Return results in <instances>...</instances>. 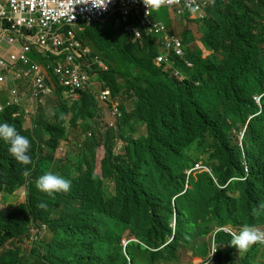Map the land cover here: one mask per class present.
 Segmentation results:
<instances>
[{"label":"trees","instance_id":"trees-1","mask_svg":"<svg viewBox=\"0 0 264 264\" xmlns=\"http://www.w3.org/2000/svg\"><path fill=\"white\" fill-rule=\"evenodd\" d=\"M206 15L198 21L204 49L193 32L183 33L186 59L194 67L174 57L184 80L155 62L163 51L157 35L145 33L143 42L135 40L114 17L79 32L83 45L109 65L99 78L116 97L126 95L134 105L128 111L122 103L118 129L124 153L95 138L92 145L105 149L101 172L67 170L62 176L71 181L68 192L49 195L35 183L46 172L57 174L52 166L67 140L68 122L87 124L99 114L95 95L79 89V98L68 101L66 88L46 67L56 87L40 111L28 113L15 105L0 114V123L14 125L30 139L32 158L27 166L18 163L9 144L0 140V194L27 190L23 203L7 215L0 213V264H128L126 254L140 264H179L192 257L207 259L217 227L264 223V210L253 214L264 204V0H217ZM31 56L41 65L58 58ZM20 86L31 99V85ZM254 96H262L261 110ZM0 101L6 104L8 98ZM50 106H55L51 114ZM28 119L39 130L27 129ZM139 122L146 130L135 137ZM42 132L49 134L45 153ZM198 162L212 174L188 176ZM26 169L29 175L23 174ZM41 224L47 225L50 240L32 239L30 251L7 246L31 238ZM132 238L137 241L123 244ZM228 240L223 232L217 235L220 245ZM231 251L220 248L212 264H264V258L258 263L264 244L252 247L241 261H233Z\"/></svg>","mask_w":264,"mask_h":264},{"label":"built area","instance_id":"built-area-1","mask_svg":"<svg viewBox=\"0 0 264 264\" xmlns=\"http://www.w3.org/2000/svg\"><path fill=\"white\" fill-rule=\"evenodd\" d=\"M212 1L166 0L164 4L180 14H185L188 8L202 13ZM94 3L98 7L91 2L85 4L83 0H5V3L0 0V39L16 50L11 61L0 58V95L10 91V105H22L27 112L35 111L53 90L43 75V68L30 58L32 46L36 45L45 52H67L66 62L59 61L55 71L64 85L76 90L94 83L91 72L85 68L92 67L86 58L91 50L78 38L77 29L84 28V24L114 17L116 25L125 26L126 31L136 34L138 38L142 37V29L146 27L157 32L166 29L153 21L154 8H150V15H146L143 0H94ZM165 48L175 50L180 56L185 55L183 41L177 36H167ZM168 59V55L161 54L157 61ZM100 64L109 69L104 62ZM22 79L31 81V99L26 91L18 88V82ZM109 94L110 89H104L102 97L107 98ZM0 109L3 111L4 107L0 105Z\"/></svg>","mask_w":264,"mask_h":264},{"label":"clouds","instance_id":"clouds-1","mask_svg":"<svg viewBox=\"0 0 264 264\" xmlns=\"http://www.w3.org/2000/svg\"><path fill=\"white\" fill-rule=\"evenodd\" d=\"M89 2H91L94 7H98L94 3V0H83V3H85V4H87ZM107 2H109V0H107ZM165 2H166V0H143V4L145 5V7L147 9L146 15H150V13H149V9L150 8H154L155 9V8H159L161 6H168V5L164 4ZM216 2H217V0H213L210 3L209 6L204 8V11L202 13H195L193 11V9L188 8V9H186V13L185 14H180V13L177 12L176 9H174V8H171V9L175 10L179 16L184 18L185 25L188 26L186 29H189V31L193 32L192 27H190L189 23L190 22H192V23L197 22L198 23V21L202 20L204 18V15L207 14V9L210 8L211 6H213ZM104 7H106V6H104ZM154 9H153V11H154ZM152 18H153V21L155 23H160V24L164 25L166 27V29L161 31V32H157L155 29L151 30L150 27L143 28L142 29L143 30V34H142V37H140V38H138L136 36V34H134V33H130L128 31L127 32L130 33L134 37L135 40H140L142 42H143V39L145 37V33L157 35L158 36L157 44L163 50L159 55H161V54L168 55L169 59L165 60V61H162V62H158L157 61V58L159 56L158 55L155 58V62L157 64H159V65H164L165 64L166 65L165 69H173V74L178 79H180V80L186 79L185 74L181 73L178 69L175 68V66H176L175 65L176 58H174V57H179V59L184 60L189 68H193L194 67V64L190 60L186 59V57H187V51L186 50L187 49H186V46H185V43H184V39H183L184 31H183L182 36H181L174 29L175 27L173 25L171 27V26H168L166 23H162L159 20H156L154 18L153 14H152ZM106 20H108V19H106ZM100 21H105V20H100ZM85 25H91V24H84V28L77 29L78 34H79L80 31L85 29ZM120 26H123V25H120ZM120 26H118V27H120ZM124 28H125V26H124ZM0 30H1V23H0ZM193 34H194V32H193ZM167 36H177V37L182 39L183 45H184V51H185V55L184 56H180L179 54H177V52L175 50L169 51L168 49L165 48V43L167 42ZM202 36H203V33H202ZM78 38H79V36H78ZM197 41H196V43H197ZM200 42H201V45H199V46L204 49V46H203V43H202V37H201ZM85 47H88L91 50L90 52H88L86 54V58H87V60L90 63H92V67L85 66V68H87L89 70V72H91V74H92L91 81L94 82L92 85H90V86H88L86 88H89V89L92 90V94L95 95V97H96V99H97V101L99 103L100 109H102L104 107L103 103H107L109 105L110 112H111L112 117L114 118V121L104 124V126L107 128V130L114 129L113 127L114 126L116 127V122L118 120H119V122H118V126L117 127L119 128L120 121L122 120V110H121L122 109V103L119 100V96L116 97L113 94L112 88L110 86H108L102 79L99 78L100 71L109 70V69H105L103 66H101L100 62H104L108 67H109V65L104 60H102L101 57L98 54L97 55L95 54L93 48H91L89 45L85 46ZM35 52L36 53H40V54L43 53L44 55L48 56L49 58H52V56H56L58 58L55 59L52 63H50L48 65H41L40 62H38L37 60L33 59V57L31 56L32 53H35ZM206 54L208 55V53H206ZM30 58H32V60L35 63L39 64L43 68V75L46 77V80H47L48 83H49V80L47 78L46 67L53 71L54 75L56 76V78H57V80H58V82L60 84V86L66 88V90L64 92V96L66 98H69L71 96H76L77 98H79V96H80L79 89H84L85 90V88H78L76 90H73L72 87L64 85L60 81V77L56 74L55 66L58 64L59 61L66 62V60H67V52H63L61 54H57V53L50 52V51L49 52L40 51L37 48V46L35 45V46H32V51L30 53ZM97 58L99 59V61H96ZM190 64H192V65H190ZM95 73H96V75H94ZM22 83L23 84L29 83L31 85V89H32V84H31L30 80L22 79V80H20L18 82V88H20L21 90H22V88H21L20 84H22ZM50 83H51V85L53 87V90H52L51 93H53L55 91L54 88L56 86H55V84L53 82H50ZM96 85H99V90L98 91L94 89V86H96ZM104 89H110L109 96L112 95L111 99H109L108 97L107 98H103L102 97ZM262 96H256V97H258V99H256L255 102L256 103L258 101L261 102ZM2 97H7L8 101H7L6 104H2L1 101H0V105L4 107L3 111H2V109H0V111H2V112H0V114H3L8 108H11V107L15 106V105H10L9 104L11 102L10 101V97H11L10 91H6L5 93L1 94L0 95V100H1ZM46 98H47V96L45 97L44 101L46 100ZM44 101L39 104L38 109L35 110L36 113H38V111H40V108L43 106ZM24 109H26V108H24ZM32 111H34V110H32ZM28 113H30V112H28ZM16 116H19V115L16 114ZM139 123H141V122H139ZM25 124L31 125L27 129L39 130L37 126H35V125H33V123H31L30 119H28V121L25 122ZM68 129H67L66 139H68ZM244 131H243V133L241 135V139L243 138ZM113 132H115V130ZM92 136H93V134L89 133L84 139V142L86 141L84 146L80 144V147L82 146V149L79 152H81L82 155L80 156V160H78L77 162H75V163L71 162L72 160L70 158L68 150L65 153V157H60V154H58L55 157L57 163H61L62 159H64L62 163L65 164L66 170L63 173V175L67 173V170L77 171L78 173L82 172V174L88 173L89 171H92V174H94V173L97 174V172H101L102 161H103V159L105 157V149H104V147L102 145L99 146V147H96V145L93 146L92 143H93L95 138L94 137L92 139L88 138V137H92ZM41 138H42L41 139L42 151H43V153H45L46 150L44 148L46 146L45 147L43 146V142H44L45 139H47V141H48L49 134L47 133V137L45 139H43L42 135H41ZM0 140H3V141H5V142H7L9 144L8 151L10 152V154L14 157V159L18 163H20L22 165H25V166L31 164L32 158L28 154L30 149H31V141H30V139L28 137H26L24 135H21L16 130L14 125H11V124H9L7 122L0 123ZM62 142L67 143V140L62 141ZM61 143H60V146H61ZM124 143H125V141H124ZM60 146H59L58 150L60 149ZM123 147H124V144H123ZM99 148H103V150H104V155L100 159V161L98 160L99 156L98 155L96 156V150L99 149ZM58 150H57V152H58ZM86 151H90V154H91L90 157H87V155L85 154ZM120 155H122V154H120ZM95 157H97L96 164L94 162ZM98 162H99V166H97ZM69 164H70L71 167L67 166ZM79 164H82V168L79 167ZM98 169H99V171H98ZM197 172H207L209 174H212L211 168L204 166V164L202 162L201 163L198 162L197 164H195L193 169L187 171V175L190 176L192 173L195 174ZM78 173H77V175H78ZM23 174L24 175H29L30 173L26 169ZM35 187L39 191L51 195V194L57 193V192H68L70 190V188H71V181L66 179V177L62 176V174H59V173L54 174L52 172H46L43 175H41L40 177H38V179L36 180V183H35ZM113 191H114V188L112 187L111 188V192H113ZM15 192H14V194H15ZM21 192H22L23 196H25V194H27L24 189H22ZM1 194L8 195L6 193H1ZM25 199H26V196H25ZM39 206L40 207H46V205H44V204H41ZM15 207H16V205H14L13 209ZM261 210H264V204H261L258 208L253 209V214L254 215H259ZM32 230H33V233L31 234V238H30L31 242H32V239L38 238L44 232L47 233V235L45 237L49 236V230L47 229V225L46 224H41L40 227H35ZM220 232H223V233H225V234H227L229 236L228 242H225L222 245H220L217 242V235ZM45 237L40 236L41 239H43ZM24 239H19V240H14L12 242H9V243H7V246L17 245L19 247H22V246L19 245V242H22ZM133 241H137V240H135L134 238H132L130 240H126L125 239V240H123V244L125 246H127L130 242H133ZM209 241H210L211 249H210V254H209L208 258L207 259H203L201 257H197L198 259H196L195 257H192L191 258L192 259V263L191 264H209V263H214L215 262L214 261L215 254L218 252V250L220 248H225V247H229V248H231L232 250H234L237 253V255H238V259L237 260L238 261L243 260L246 257V255L248 254V251L252 248V245H254V244L263 245L264 244V223L263 224L240 223V224H235V225L227 224V225H224V226H221V227H217L212 232V235L209 238ZM262 258H264V256H261V258L258 261V263H260ZM196 260H198V261H196ZM207 260L209 262H207ZM135 264H140V263L138 262V260H135Z\"/></svg>","mask_w":264,"mask_h":264},{"label":"rangeland","instance_id":"rangeland-1","mask_svg":"<svg viewBox=\"0 0 264 264\" xmlns=\"http://www.w3.org/2000/svg\"><path fill=\"white\" fill-rule=\"evenodd\" d=\"M153 16L156 20H159L162 23H166L168 26L173 25L175 27L174 29L181 36H182L183 31L188 27L187 25H185L184 18L179 16L175 10H172L168 6H161L159 8H155L153 11ZM206 16L207 15L205 14L204 18ZM0 23H1V19H0ZM189 25H190V27H192V30H193V32H194V34L198 40L196 44L201 45L200 40L202 37V32L200 30V25L197 22H194V23L190 22ZM15 53H16V50L13 47H11L5 40L0 39V58H3L7 61H11V57ZM94 89L98 91L99 85L94 86ZM85 90L92 93V90L89 88H85ZM108 98L111 99L112 95L108 96ZM67 99H68V101L74 102V100H76L77 97L71 96ZM119 100L121 101V103H124L126 105V109L128 111L133 108L134 101L129 99L126 95H121L119 97ZM103 104H104V107L102 109H100L99 114L95 118L89 120L87 122V124L84 121H80L77 126H73V125H71L70 121L68 122L69 129H68L67 143H65V142L61 143L60 149L58 150V152H56L55 157L58 154H60V157H65V153L68 150L70 158L72 160L71 162L75 163L78 160H80V156L82 155L81 152H79L82 149V146L80 147V144L84 146V144L86 143V141L84 142V139L89 133L93 134L92 137H88L89 139H92L94 137L101 144H103V143H105V141H107V144L111 145V147L115 153H117V154H123L124 153L123 144H124L125 140L121 137V135L119 133V129L117 127L119 120L116 122V127L115 126L113 127L115 132H110L108 136L105 135L107 128L104 126V124L109 123V122H113L114 118L111 115L109 105L107 103H103ZM59 105H60V102H59ZM54 108H55V106H53V107L50 106V108H49L50 114L52 113ZM69 117L72 118L71 116H69ZM135 127H136V132L134 133L135 137L140 135V134H144V132L146 130V126L143 123H136ZM41 135H42L43 139H45L47 137L46 132H42ZM46 142H47V139H45L43 142L44 147L46 146ZM44 149L46 150V152H49L47 147H45ZM85 154L87 155V157L91 156L90 151H86ZM97 155L99 156L98 160L100 161V159L104 155L103 148H99L96 150V156ZM63 160L64 159H62L61 163H57L55 166H52V170H54L56 173L63 174L66 170L65 164L62 163ZM96 161H97V157H95V159H94L95 164H96ZM199 163H201V162H199ZM97 166H99V162H98ZM98 171H99V169H98ZM109 186H110V190H111L112 184H109ZM22 189H24L27 193V190L24 187H22V188H19L15 192V194H13V195L0 194V213H2L3 215H7L13 209L14 205H18V204L25 201L24 199H25L26 194H25V196L22 195V192H21ZM32 233H33V230H32ZM46 235H47V233L44 232L40 236L45 237ZM51 237H52V234L49 233L47 241L50 240ZM19 245L22 246L24 250L30 251V248L32 246L31 239L25 238L22 242H19ZM195 258L198 259L197 257H195ZM196 261H198V260H196ZM191 263H192V259H190V260L183 259V262H181L179 264H191Z\"/></svg>","mask_w":264,"mask_h":264},{"label":"bare ground","instance_id":"bare-ground-1","mask_svg":"<svg viewBox=\"0 0 264 264\" xmlns=\"http://www.w3.org/2000/svg\"><path fill=\"white\" fill-rule=\"evenodd\" d=\"M253 99L256 100V99H258V97L254 96ZM257 104H258V106H259V108H260V110H261V109H262V104H261V102L258 101ZM255 245H256V244L252 245V247H254ZM229 256H230V258H231L233 261H238V260H237V259H238V255H237V253H236L234 250H232V251L229 253ZM126 259H127L128 264H135V260L133 261L132 258H131L129 255H127V254H126ZM207 262H209V261L207 260ZM209 264H212V263H209Z\"/></svg>","mask_w":264,"mask_h":264},{"label":"crops","instance_id":"crops-1","mask_svg":"<svg viewBox=\"0 0 264 264\" xmlns=\"http://www.w3.org/2000/svg\"><path fill=\"white\" fill-rule=\"evenodd\" d=\"M5 3V0H2ZM172 27V26H171Z\"/></svg>","mask_w":264,"mask_h":264}]
</instances>
